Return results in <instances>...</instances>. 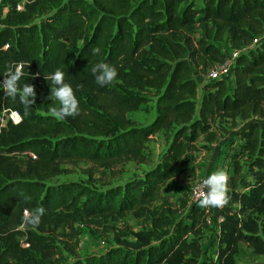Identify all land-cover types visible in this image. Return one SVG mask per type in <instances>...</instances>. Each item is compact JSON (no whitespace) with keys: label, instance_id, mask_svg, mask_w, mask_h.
Returning a JSON list of instances; mask_svg holds the SVG:
<instances>
[{"label":"trees","instance_id":"trees-1","mask_svg":"<svg viewBox=\"0 0 264 264\" xmlns=\"http://www.w3.org/2000/svg\"><path fill=\"white\" fill-rule=\"evenodd\" d=\"M21 1L4 0L10 8L0 18V80L21 67L20 85H33L36 96L25 109L18 97L0 90V111L22 117L20 124L0 128V264L28 253H53L55 241L41 233L52 224H71L72 215L92 225L128 214H148L153 228L74 264H166L184 256L198 264L200 239L214 207H200L188 196L174 204L163 190L184 172L179 168L186 158L221 139L222 121L237 118L250 121L238 139L254 182L246 191L239 189L243 166L235 162L220 211L221 258L224 262L236 243L264 255V39L255 44L264 36V0H205L200 9L189 0H27L19 11ZM198 30L202 36L197 38ZM224 41L230 51H242L233 78L204 85L197 107L194 68L206 72L225 63ZM101 62L117 69L116 79L105 87L95 83L91 71ZM56 70L79 101V113L63 120L53 115L59 103L50 99L51 80L45 79ZM150 94L156 98V116L138 126L128 115ZM172 126L166 151L144 177L105 191L48 184L67 171L65 166L91 164L90 177L103 169L107 183L129 161L151 163L147 143ZM21 154L24 163L17 160ZM39 208L43 215L32 226L28 219ZM21 239L29 249L21 248Z\"/></svg>","mask_w":264,"mask_h":264},{"label":"rangeland","instance_id":"rangeland-1","mask_svg":"<svg viewBox=\"0 0 264 264\" xmlns=\"http://www.w3.org/2000/svg\"><path fill=\"white\" fill-rule=\"evenodd\" d=\"M192 1L196 8L200 9L204 6L205 0H189ZM10 8L9 4H5L4 0H0V18L6 16ZM202 32L197 31L196 37H201ZM264 39V36L259 38V41ZM81 45V44H80ZM221 48L229 58L230 45L228 41L221 43ZM227 58V59H228ZM218 65L215 64L214 66ZM210 70V69H209ZM202 71L200 68H194L195 76L198 80V106L201 100L203 86L210 82L208 71ZM232 74L228 80L232 79ZM148 102L141 105L140 108L130 113L128 116L132 122L138 126H147L155 118L157 113L156 98L153 95H147ZM250 121H243L240 118L225 120L221 124V139L214 144L209 145V149H204L195 153L193 156L185 159L179 169H184V172L175 180L170 181L164 188L163 193L169 198L170 202L179 204L181 198L188 196L189 202H192L191 190L198 179L203 176H209L214 170H223L227 176L234 173L235 162H240L243 166L239 189L246 191L254 179L250 176L248 167L245 165V160L240 156L238 139L239 132L244 129ZM174 126L160 131L153 136L147 143L145 151L146 156L150 158L151 163H136L129 161L125 163L120 171L111 173V180L104 182L101 175L103 169H99L98 173L92 178L88 170L91 164L80 163L78 166H65L67 169L62 175L48 181V184H65L76 183L90 187L96 191H105L110 187L123 186L126 182L144 177V174L158 163L166 151L172 135ZM203 146V140L199 142ZM26 155H17V160L20 163L26 161ZM178 169V170H179ZM160 204L156 205L160 212H163ZM212 218L216 222L218 216H221L220 208L217 207ZM250 216L255 217L249 213ZM72 223H66L60 226L54 224L49 225L41 234L49 236L50 241H55L54 252L50 253L37 252L28 253L20 259H12L10 264H74L78 259H85L88 256H100L105 254L111 248L121 246L120 240L134 241L137 234L143 230H151L153 228L152 221L148 214L137 216L128 214L119 218L98 219L92 222V225L84 223L80 217L72 215ZM222 233L206 231L201 237V245L203 254L198 261V264H259L264 263V255L257 253L253 248L243 244L236 243L231 246L232 251L221 258V250L225 248V244L221 242ZM26 239V238H24ZM21 239L19 242L21 248L29 249V245ZM122 247V246H121ZM0 248L2 245L0 243ZM74 248V251L70 250ZM189 256H184L180 261L166 264H190L187 262ZM227 258L231 261L227 262ZM226 261V263H225ZM165 264V263H164Z\"/></svg>","mask_w":264,"mask_h":264},{"label":"clouds","instance_id":"clouds-1","mask_svg":"<svg viewBox=\"0 0 264 264\" xmlns=\"http://www.w3.org/2000/svg\"><path fill=\"white\" fill-rule=\"evenodd\" d=\"M99 51V48L93 49L94 54H98ZM91 71L95 77V83L100 87L109 85L117 77L116 67L106 62L95 64ZM21 76V67L10 69L6 76H3V80H0V90H3L4 94L9 97H18L19 102L27 109L34 104L36 92L31 84L20 85ZM45 79L47 81L51 80L50 99L59 103L58 108L52 109L54 117L63 120L66 117L77 115L79 113V101L72 87L65 82L64 74L60 70H56L50 75H45ZM227 180L228 176L223 170H217L207 176L203 180V185L207 188V192L199 200V206L222 207L227 203ZM43 212V208L36 209L31 213L28 223L32 226H37Z\"/></svg>","mask_w":264,"mask_h":264},{"label":"built area","instance_id":"built-area-1","mask_svg":"<svg viewBox=\"0 0 264 264\" xmlns=\"http://www.w3.org/2000/svg\"><path fill=\"white\" fill-rule=\"evenodd\" d=\"M27 0H22L20 3L16 5V9L21 11L24 9L25 2ZM259 42V39L256 40L255 44ZM9 45H5L4 48H8ZM246 50V49H244ZM242 51L239 50H232L229 53V58L225 61L223 64H218L215 67L211 68L208 71V78L210 81H216V80H221V79H228L229 76L232 74L233 66L235 64L236 58L239 56V54ZM22 122V117L19 112L10 110V109H3L0 111V128H7L9 124L13 125H18ZM34 156L33 154H31ZM35 157V156H34ZM214 173V172H213ZM207 176L200 177L196 184L193 186L191 190V197H192V202L199 203V200L202 198V195L207 192V188L203 185V180ZM223 207V206H222ZM222 207H219L220 210ZM217 207H214L212 214L207 219L208 223V228L207 231H215L217 233H221V222H222V217L218 216V220L215 222L214 219L212 218L213 213L216 212Z\"/></svg>","mask_w":264,"mask_h":264},{"label":"crops","instance_id":"crops-1","mask_svg":"<svg viewBox=\"0 0 264 264\" xmlns=\"http://www.w3.org/2000/svg\"><path fill=\"white\" fill-rule=\"evenodd\" d=\"M203 88H204V86H203ZM198 91H199V89H198ZM203 94H204V91L202 92L201 97L203 96ZM198 99H199V98H198ZM218 170H220V169H218ZM216 171H217V170H214V171H212V173H213V172H216ZM212 173H211V174H212Z\"/></svg>","mask_w":264,"mask_h":264}]
</instances>
